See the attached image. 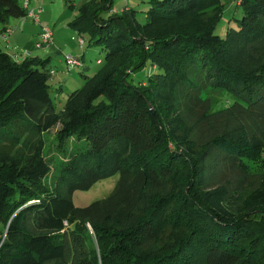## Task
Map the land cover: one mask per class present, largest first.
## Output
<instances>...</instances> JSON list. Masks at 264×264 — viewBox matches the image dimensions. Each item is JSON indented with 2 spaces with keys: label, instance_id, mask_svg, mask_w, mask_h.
I'll use <instances>...</instances> for the list:
<instances>
[{
  "label": "trees",
  "instance_id": "trees-1",
  "mask_svg": "<svg viewBox=\"0 0 264 264\" xmlns=\"http://www.w3.org/2000/svg\"><path fill=\"white\" fill-rule=\"evenodd\" d=\"M149 1L145 22L133 7L108 14L114 0L79 6L71 23L105 53L67 94L65 117L49 58L18 62L0 49V264H264V201L232 189L251 162L264 186V0L236 2L223 36V0ZM14 3L0 0V19L27 16ZM159 21L156 37L135 34ZM148 60L154 73L133 81ZM207 88L229 96L213 101ZM55 114L58 149L76 140L50 186L36 174ZM115 172L107 196L72 205L74 189Z\"/></svg>",
  "mask_w": 264,
  "mask_h": 264
},
{
  "label": "rangeland",
  "instance_id": "rangeland-1",
  "mask_svg": "<svg viewBox=\"0 0 264 264\" xmlns=\"http://www.w3.org/2000/svg\"><path fill=\"white\" fill-rule=\"evenodd\" d=\"M86 1L88 0H29V7H35L41 3V21L49 24L53 33L51 42L40 46H37L36 42H33L29 47L30 49H28V44L23 37L28 36V33H30L29 29L32 30L31 25H33L32 23L34 20L28 16L20 17L15 16L12 13L8 14L7 19H0V28L7 26L2 32H0V49L7 51L18 62L22 61L27 56L40 59L46 57L49 58L46 66L49 70L53 69L48 80L50 83V96L55 109L59 110L62 108L60 112L63 117H65L66 113V109L63 105L67 94L84 83V73L92 74L98 68L99 63L96 62V59H103L105 53L103 44L89 42L90 35L88 30H82L71 23V21L78 15L79 6ZM70 2L72 4H70ZM236 2L239 3V0H223V12L214 26V32L223 36L228 26H235V20L233 17H239L241 15V6ZM14 4L15 6L21 7L22 0H17V3ZM149 5V0H114L112 9L107 13L113 14L114 11L122 12V10H125L124 7H133L135 8L134 13L136 19L140 22H145L148 19L146 9ZM207 10H211V5ZM164 25L165 22L159 21L152 24L148 29L135 30L137 31L135 34L140 38H148V36L156 37L159 30ZM7 28L13 30L14 34L11 35L10 32L6 30ZM23 32H26L27 34L24 35ZM4 33L6 34V37L2 36ZM79 36L83 38V43L81 45L78 40ZM7 39L8 41H6ZM66 54H72L73 56L78 57L81 60L82 65H69L65 60ZM154 67V64H151L149 60L146 61L143 67L134 74L132 78L133 81L136 82L140 79H145L148 74H153L155 71ZM108 79L109 77L104 79V84H98L103 88L100 93H105V83ZM202 94L211 96L213 101L220 99L223 100L224 97L229 96L225 91L212 90L210 88H207ZM227 99H229V97H227ZM49 122V125L41 132L43 143L42 145L40 144V150L42 148L43 169L41 171L39 170L36 176L42 178L43 181H46V183L52 186L53 175L58 170L59 161L65 158L67 159L69 148L76 139L74 136L69 137L68 143L64 145V148L58 149L56 137L57 131L62 124L59 114L53 115ZM39 142L40 135L33 139L32 146L27 151L28 154L32 155L39 152V148L37 147ZM38 154L40 159V153ZM38 165L40 167V160ZM250 167L252 169L250 174H234L235 177L232 189L236 190L234 192L239 197L243 193L242 198L247 197L249 200L260 198L264 201V186L260 184L257 179V174L260 172L259 164L251 162ZM262 173L264 174V171H262ZM118 177L119 173L115 172L96 180L88 188L74 189L70 196L72 205H86L94 199L107 196L114 188ZM241 189L244 190V192L241 191ZM239 190L241 191V194L237 193ZM62 221L63 224H67L65 219ZM47 224L48 222L46 225ZM8 227L9 221L5 224V230L0 237V244L5 238ZM38 233H40V220L39 222L36 221L33 227V235H38Z\"/></svg>",
  "mask_w": 264,
  "mask_h": 264
},
{
  "label": "built area",
  "instance_id": "built-area-1",
  "mask_svg": "<svg viewBox=\"0 0 264 264\" xmlns=\"http://www.w3.org/2000/svg\"><path fill=\"white\" fill-rule=\"evenodd\" d=\"M29 0H23L22 4L23 7L26 9V14L28 17H30L32 20L40 24V31H39V39L36 41V45L40 46L42 44H47L51 42L52 40V29L49 24L43 23L40 18V13L42 11V5L39 3L35 7H29L28 6ZM8 32H10V28L6 29ZM3 37H6V34H2ZM80 45L83 43V38L81 36L78 37ZM66 62L70 65H76L80 64V59L73 56L72 54H66L65 55ZM50 72H53V69L50 70Z\"/></svg>",
  "mask_w": 264,
  "mask_h": 264
},
{
  "label": "crops",
  "instance_id": "crops-1",
  "mask_svg": "<svg viewBox=\"0 0 264 264\" xmlns=\"http://www.w3.org/2000/svg\"><path fill=\"white\" fill-rule=\"evenodd\" d=\"M21 17V16H20ZM33 25L32 26V30L29 29L30 33H28V36H22L23 39L27 42V47L28 49H30L29 47L33 44V42H36L38 39H39V31H40V24L37 23V22H33L32 23ZM29 28V27H28ZM22 32V31H21ZM24 35H26L27 33L26 32H23ZM10 34L13 35L14 34V31L11 30L10 31ZM8 41V39L6 40ZM99 61V58L96 59V62Z\"/></svg>",
  "mask_w": 264,
  "mask_h": 264
}]
</instances>
